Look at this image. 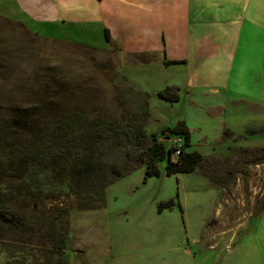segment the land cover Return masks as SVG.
I'll use <instances>...</instances> for the list:
<instances>
[{
    "label": "rangeland",
    "instance_id": "1",
    "mask_svg": "<svg viewBox=\"0 0 264 264\" xmlns=\"http://www.w3.org/2000/svg\"><path fill=\"white\" fill-rule=\"evenodd\" d=\"M113 54L49 42L0 18V166L7 169L0 176V216H27L34 229L53 235L60 223L43 215L62 208L67 264H264V72L252 85L262 53L245 56L240 87L181 90L171 104L151 92L138 97L139 68L121 58L116 63ZM166 74L154 85L178 78ZM127 76L136 78L134 85ZM125 82L131 105L122 101ZM181 120L190 136L186 151L202 160L193 172L172 175L164 160L159 176H145L141 149L153 134L164 140L161 129ZM46 147L47 158L37 155ZM77 158L97 161L105 175L94 177L96 186L69 179L71 191L54 193L55 182L64 189L68 180L63 165ZM33 162L41 170L50 166L49 179L59 170L53 186L30 189L9 170ZM79 188L83 196L74 194ZM168 200L171 207H159ZM5 223L2 238L10 232ZM41 241L46 249L48 239ZM48 252L37 264H55ZM9 254L0 262L8 264Z\"/></svg>",
    "mask_w": 264,
    "mask_h": 264
},
{
    "label": "crops",
    "instance_id": "2",
    "mask_svg": "<svg viewBox=\"0 0 264 264\" xmlns=\"http://www.w3.org/2000/svg\"><path fill=\"white\" fill-rule=\"evenodd\" d=\"M0 18L49 42L114 53L116 63L121 58L139 68L138 97L151 92L170 104L159 95L166 88L179 96L181 90L223 92L231 82L240 87L245 56H264V0H0ZM257 65L253 86L264 57ZM235 68L239 74L231 80ZM162 70L178 78L154 85ZM128 82L122 101L131 105ZM251 112L257 121V111Z\"/></svg>",
    "mask_w": 264,
    "mask_h": 264
},
{
    "label": "trees",
    "instance_id": "3",
    "mask_svg": "<svg viewBox=\"0 0 264 264\" xmlns=\"http://www.w3.org/2000/svg\"><path fill=\"white\" fill-rule=\"evenodd\" d=\"M168 64L174 63V62H167ZM159 95L163 98L168 100L171 103H174L178 100V94L176 91L172 88H166L162 92L159 93ZM161 137H163L164 140H159L156 134H153V140L152 143L140 151V159L145 163V176L151 177V176H159L160 170H159V162H162L166 160V166H165V174L166 175H172V174H178V173H191L195 170L199 162L202 160V156H200L196 152H188L186 151V147L189 146V130L186 127V124L184 121H179L174 125L172 128H164L160 132ZM172 136H178L182 139V145L180 148L179 155L172 160L171 159V151L172 148L168 145L166 142V139L172 137ZM82 142L87 141L88 139H80ZM50 147V146H49ZM49 147L44 148L42 151H39L37 155H45V158H47L50 155ZM52 148V147H51ZM46 149V150H45ZM45 150V151H44ZM95 151V149H94ZM93 155V154H92ZM91 155V156H92ZM64 156V155H63ZM90 156V157H91ZM44 166V165H43ZM60 166V165H59ZM0 176H3L7 169H4L3 166H0ZM49 165L47 166V169H38L36 164L29 163L28 165L23 166V170L19 171V169H11L9 168L12 173H16V179L17 182H27L28 185L32 188L30 189H37L42 188L43 186L50 187L53 186V179L54 175L55 177H58V171L56 168V173L54 174L52 170L53 177L49 179ZM64 171L68 173L66 174V177H68L65 184V188L62 189V182L60 184L56 183V191L54 193L59 192L58 194H62L63 192H68L72 190L71 180L69 179H75L77 181H88L92 183L93 185H97L98 182H94V177L96 179L97 176L105 175L104 170L100 166V164L97 161H93L90 159H75V161L67 163L63 165ZM112 175L118 176L120 172L117 169H113ZM10 173V172H9ZM97 173V174H95ZM43 176V180L46 182L43 184H40L37 182L38 176ZM4 177V176H3ZM12 176H9L11 178ZM42 180V181H43ZM76 181V182H77ZM109 181L104 182L102 188L100 189L99 196L97 197V200L99 202L102 201L103 192L102 189L105 185H107ZM47 190V189H44ZM51 190V189H48ZM78 193H74L76 195L83 196L84 192H81L80 188L77 189ZM42 191V190H41ZM35 191H32L34 193ZM11 195H14L11 193ZM173 205V200H168L166 203L160 204L159 207H171ZM49 212L43 215V218H50L54 221L55 224L60 223V226L54 231L53 235L49 233L48 230L40 231L39 229H34V225H30V218L27 216L23 218H19L13 213L8 214V217H4L2 214V217L0 216V225L3 224L5 221L6 227L10 230V232L7 233V236L5 238H2L0 234V257L3 253H10L11 255L10 261H8V264H37L39 261L38 259H41L46 253V251H49L52 253V255L57 258L55 260V264H67V259L65 256H63L64 251L67 248L65 236L67 235V232L65 231V226L63 222V209L55 207H50ZM38 221H42L41 219H37ZM51 220V222H52ZM33 223H35L33 219ZM53 223V222H52ZM36 224V223H35ZM58 225V224H57ZM63 228L64 231H59L58 229ZM52 228H50L51 230ZM44 232V233H43ZM52 232V230H51ZM21 235L23 237V240H11L14 238V236ZM36 236L37 239L34 238ZM42 238H47V248L44 249V246L42 245ZM6 246V248L2 247ZM48 252V253H49ZM31 262V263H30ZM0 264H6L1 263Z\"/></svg>",
    "mask_w": 264,
    "mask_h": 264
},
{
    "label": "built area",
    "instance_id": "4",
    "mask_svg": "<svg viewBox=\"0 0 264 264\" xmlns=\"http://www.w3.org/2000/svg\"><path fill=\"white\" fill-rule=\"evenodd\" d=\"M168 145L172 148L171 156L176 158L180 153V148L182 145V139L178 136H173L168 142Z\"/></svg>",
    "mask_w": 264,
    "mask_h": 264
}]
</instances>
